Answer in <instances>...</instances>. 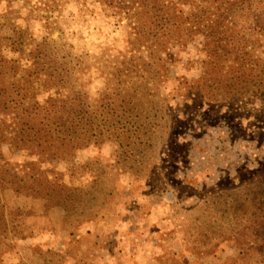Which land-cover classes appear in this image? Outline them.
Segmentation results:
<instances>
[{
    "label": "rangeland",
    "instance_id": "374dc122",
    "mask_svg": "<svg viewBox=\"0 0 264 264\" xmlns=\"http://www.w3.org/2000/svg\"><path fill=\"white\" fill-rule=\"evenodd\" d=\"M9 5L0 2V16ZM20 5L12 2L14 9ZM87 8L63 5L61 30L48 34L39 23L30 29L34 39L47 38L86 61L88 74L77 84L93 104L106 88L102 54L123 51L125 34L115 18ZM0 34L12 33L7 27ZM182 49H175L177 60L164 65L156 85L152 107L162 110L150 111V129L131 149L108 142L42 165L79 190L73 207L44 213L38 200L6 193L1 204L19 207L18 230L32 235L15 238L9 231L0 264H264L260 250L250 256L264 243V99L248 95L214 107L176 94L178 81L198 77L203 57L198 44ZM3 152L14 163L35 160ZM244 205L258 219L244 223Z\"/></svg>",
    "mask_w": 264,
    "mask_h": 264
},
{
    "label": "trees",
    "instance_id": "16d2710c",
    "mask_svg": "<svg viewBox=\"0 0 264 264\" xmlns=\"http://www.w3.org/2000/svg\"><path fill=\"white\" fill-rule=\"evenodd\" d=\"M3 1L10 5L0 16V33L9 27L12 34H0L1 253L10 247L9 231L15 238L32 235L18 230L22 210L1 204L6 193L38 200L44 213L73 207L79 190L69 189L56 176L61 174L42 165L68 161L79 150L108 142L131 149L149 127L150 111L162 110L152 107L153 98L162 68L177 60L175 49L194 43L203 55L198 77L175 86L181 97L214 107L248 95L264 99V0H21L16 9L12 2L19 0ZM70 2L99 8L125 34L123 51L102 54L106 88L93 104L77 84L88 74L86 61L47 38L34 39L30 29L39 23L48 34L61 30V7ZM4 149L35 160L14 163ZM255 213L244 205V223L258 219ZM250 250V256L258 250L264 254V243Z\"/></svg>",
    "mask_w": 264,
    "mask_h": 264
}]
</instances>
